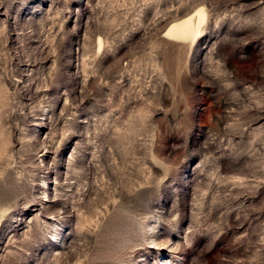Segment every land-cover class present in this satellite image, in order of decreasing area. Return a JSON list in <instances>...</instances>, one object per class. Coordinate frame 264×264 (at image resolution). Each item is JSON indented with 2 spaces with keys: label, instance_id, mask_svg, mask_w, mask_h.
<instances>
[{
  "label": "rangeland",
  "instance_id": "374dc122",
  "mask_svg": "<svg viewBox=\"0 0 264 264\" xmlns=\"http://www.w3.org/2000/svg\"><path fill=\"white\" fill-rule=\"evenodd\" d=\"M0 264H264V0H0Z\"/></svg>",
  "mask_w": 264,
  "mask_h": 264
},
{
  "label": "bare ground",
  "instance_id": "6f19581e",
  "mask_svg": "<svg viewBox=\"0 0 264 264\" xmlns=\"http://www.w3.org/2000/svg\"><path fill=\"white\" fill-rule=\"evenodd\" d=\"M189 21V20H188ZM188 21H186V22H188ZM186 22H182V24H180V25H177L176 27H174L172 30L174 31V34L175 35H177V36H188L187 34H189L190 33V29L189 30H187V28H189V27H187L186 28ZM190 23H191V20L189 21ZM188 24V23H187ZM190 25V24H189ZM175 26V25H174ZM193 32V31H192ZM191 35H192V33H191Z\"/></svg>",
  "mask_w": 264,
  "mask_h": 264
}]
</instances>
